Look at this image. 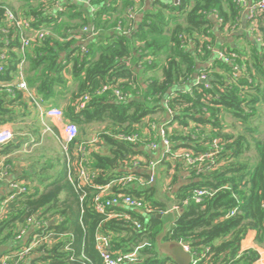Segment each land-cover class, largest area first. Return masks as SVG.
I'll return each instance as SVG.
<instances>
[{
	"label": "trees",
	"instance_id": "obj_1",
	"mask_svg": "<svg viewBox=\"0 0 264 264\" xmlns=\"http://www.w3.org/2000/svg\"><path fill=\"white\" fill-rule=\"evenodd\" d=\"M19 1L21 12L0 1V51L6 55L0 80L18 76L22 38L29 37L23 68L28 86L47 103H66L65 117L78 125V135L68 153L63 150L57 162L44 163L35 172L43 190L21 182L27 192L0 202V246L9 247L3 254L23 247L18 239L23 229L39 230L31 224L36 217L44 223L40 229L55 234L52 245L45 243L33 252L31 264H102L98 236L108 237L114 255L138 248L136 261L125 264H174L155 251L163 223L159 214L168 212L167 204L155 197V184L141 183L153 160L145 144L158 147L167 138L171 146L159 159L160 176L173 170L171 194L182 212L166 238L185 242L195 264H260L264 136H258L261 130L251 122L261 118L264 106V14L246 18L254 41L241 34L240 43L232 45L224 34L236 38L241 25L244 8L237 0ZM9 10L12 21L7 20ZM43 28L49 33L40 39L35 33ZM202 74L206 80L197 81ZM32 102L16 86L11 92L0 89V124L32 119L31 125L16 128L18 141L0 147V155L20 150L27 141L24 134L40 140ZM227 116L237 120L241 131L229 130L234 124L227 123ZM89 124L102 127L93 143L84 137ZM129 135L136 139L123 137ZM181 149H191L194 157H212L189 164L175 157ZM135 160L138 166L132 164ZM81 161L92 177L83 185V200L76 174ZM47 167L58 170L50 176ZM181 170L189 173L182 183ZM124 175L139 178L125 187L114 186L105 197L119 198L120 203L99 212L97 186ZM199 189L206 193L196 201ZM125 195L141 200L142 207L124 205ZM251 234L255 243L247 245Z\"/></svg>",
	"mask_w": 264,
	"mask_h": 264
},
{
	"label": "built area",
	"instance_id": "obj_2",
	"mask_svg": "<svg viewBox=\"0 0 264 264\" xmlns=\"http://www.w3.org/2000/svg\"><path fill=\"white\" fill-rule=\"evenodd\" d=\"M81 1V0H79ZM239 4H241L243 7H247L249 17L256 18L258 15L264 13V0H253L249 4V0H237ZM60 5V4H59ZM7 20H14L15 16L13 13L9 10L6 12ZM17 24L21 25L23 27H29L28 23H22L21 21L17 20ZM87 27L84 28L85 31H87ZM49 33L46 29H39L36 31L35 35H37L38 38L43 39L47 34ZM30 38L29 37H23L22 38V54L23 59L19 64V74L13 81H8L4 83L3 87H5L8 91L11 92L12 88L14 86L17 87L18 90L23 91L27 93V95L32 98L33 102L41 108L40 115L49 117V118H56L59 120H62L61 122V144L63 150L68 153L69 145L74 141V139L78 135V125L74 122H71L69 120H65V112L62 108L57 107L55 105L49 104L45 108H42L43 100L37 98L34 93L31 91V89L28 86V83L25 78V74L23 71L24 66L26 65V58H25V51L26 47L30 44ZM220 56L223 58L228 59L222 52H219ZM6 58V55L3 51H0V72L4 70V60ZM206 75L202 74L198 76L197 81H203L206 80ZM108 87L104 86L103 90H107ZM116 95L119 99L123 98L122 93L119 90H116ZM88 97H86L81 104L78 106V109H81L84 107ZM171 114V111H169ZM160 132L164 137V131L162 128H160ZM127 140H135V135H129V136H123ZM15 139V133L11 128H3L0 129V147L8 144L12 140ZM162 142L166 146V150H170V141L167 138H163ZM152 148H157L156 144H152ZM176 157L184 158L189 164H194L196 161L204 160L205 158H211L212 154H205L200 157H194L191 149H181L176 153ZM133 165L138 166L139 160H135L132 162ZM158 164V161H151L149 164V171L148 176L146 179L141 180V183L143 184H151L154 185L156 182L157 174H156V165ZM9 165L6 164L4 161L0 162V182L3 181L7 176L9 172ZM78 179L80 180V183L78 185V188L81 190L82 194V200L85 197L86 193L84 192L83 185H88L92 181V177L88 171V168L86 165L83 164L81 161L79 163V169L77 171ZM70 176H72V172L70 171ZM139 177L134 175H124L120 179L111 180L107 184L99 185L97 186V189L99 192L95 195L94 201H95V207L99 212H105L107 206L119 204V198H108L105 197L114 186L119 185L121 187L127 186L130 182L137 180ZM13 189L14 192L10 195V197L3 202V204L7 203L11 199H13L18 193L27 192L26 187L19 182H13ZM206 190H196L194 193V200L200 201L202 199V196L205 195ZM122 203L130 208H141L143 203L141 200L133 198L130 195H125L122 197ZM175 210H179V207L176 206L174 208ZM0 211H3L1 209ZM235 211H231L229 215H233ZM2 212H0L1 217ZM31 224L34 227L38 228V231L31 232L30 230L23 229L20 234L18 235V239L22 240L23 247L17 250H11L8 254H3L0 257V264H25V262L28 260V258L33 254V252L40 248L43 244L47 243L48 246L53 244V235L55 234L52 230H48L47 228H42L44 226V223H41L35 218L32 219ZM108 237H102L98 236L97 242H96V248L99 253V256L102 260V264H125L126 262L132 263L136 261L137 259V249L133 251L132 253H124V254H118L114 255L112 251L109 248L108 243ZM186 249L189 250L188 246H186ZM192 264H195L193 262ZM264 264V262H262Z\"/></svg>",
	"mask_w": 264,
	"mask_h": 264
},
{
	"label": "crops",
	"instance_id": "obj_3",
	"mask_svg": "<svg viewBox=\"0 0 264 264\" xmlns=\"http://www.w3.org/2000/svg\"><path fill=\"white\" fill-rule=\"evenodd\" d=\"M0 1H4V0H0ZM252 1L253 0H249V4ZM243 8H244L243 9L244 12H243L242 22H241V25L239 26V28L237 29L236 38H235V39H237L236 43H238V44L240 43V39L237 38V37L240 36L241 34H244L247 37V39H249L250 41H252V40L254 41V38L251 35V31H250L249 27L247 26V22H246V18H247V16H249L248 10H247L246 6L243 7ZM89 10L91 11V9H89ZM140 19H141V14H138L136 16V20H140ZM262 26H264V24H262ZM233 35H235V34H233ZM91 38H93V36H91ZM228 39H226L228 42H231L232 40L234 42V40H235L234 38H231V37H229ZM86 43H88V41L82 42V45H86ZM262 45H264V43H262ZM6 82H8V81L0 80V89L3 88V85ZM49 104L50 103H47V102L43 101V103H42L43 107L42 108H45ZM58 106L60 108L64 109L65 106H66V103L63 102V103L59 104ZM36 108L38 110V117H39V120H38L37 124L39 125V127L42 130V143L41 144H44V146H45V147H42V148H43L45 153L48 152L47 151V149H48L50 151V154H48V156L42 155V153L39 154V156H40V158H39L40 159V165H39V167L33 168L34 166H32L28 162L27 159H24L23 155H24V152H26V150L28 149L27 147L28 146L30 147V145H29L30 141L31 142L34 141L35 138L32 137L31 135H29L28 133L27 134L23 133L27 141L23 144V146L21 147L20 150L12 152L9 155H4V156L0 155V162L4 161L6 163V162H8V160L12 162V163L8 162L9 163L8 164L9 165L8 166L9 167L8 176L3 181L0 182V202H2V203L4 201H6L10 197V195L14 192V189H13L12 185H13V182H16V181L19 182V183L22 182L23 184L26 183L28 185L37 186V188H39L40 190H43L44 186L40 183L39 178L35 174V172H40L39 169H41L42 164L45 163L46 161H48L50 158H52V155L54 153L56 155V154L60 153V151H59L60 149L63 150L62 144H61V129H62L61 122H63V121L59 120V119H56V118H49V117L41 116L40 115L41 108H39L37 105H36ZM169 116H170V113L167 114L166 116L164 115L162 117V121L163 122L167 121L169 119ZM65 120H67V119L65 118ZM31 123H32V119L28 118V117H25V120L21 121L20 124L17 123V122L0 124V129L11 128L13 131H16V128L18 126L21 127L22 125H26V124L31 125ZM97 127H98V124L85 125V135H84V137L88 141H90L92 143H93V141L96 140V135H97V132H98L96 130ZM20 134H22V133H20ZM43 136L45 138L44 141H43V139H44ZM39 141L40 140H37V142H39ZM91 145H93V144H91ZM145 149L150 151L149 154L153 158V160H151V161H158V165H161V163H159L160 162L159 159L167 151L166 150V146L164 145V143L161 142V144L157 148H152L155 151H151L149 147H145ZM43 160H45V161L43 162ZM46 165L48 166L49 164H46ZM36 168H38V169H36ZM155 169H156L157 176H159L160 175V171L157 168H155ZM57 170L58 169L54 167V168H48L45 172L49 173L50 176H51L52 174H56ZM161 170H162V167H161ZM148 171H149V168H148ZM171 173H173V170L171 171ZM179 174H180V182L181 183H182V180H185V178L189 175V173L187 171H183V170H181L179 172ZM165 178L167 179L168 176L165 177ZM155 184H156V182H155ZM170 192L167 191V194L164 195V198L166 200V204H167V207H168V212L166 214L162 215L161 219L163 221H165L167 219L171 220L172 218H174V216L178 212V210L174 209L176 207V205L174 204V199L172 198V194ZM161 201H163V200H161ZM173 212H175V213L173 214ZM248 240L249 241H248L247 245L255 243L252 234L250 235ZM35 257H36V255H31L28 258V260L25 262V264H31L32 261L35 260ZM262 262H264V253H263V256H262V258L260 260V264H262Z\"/></svg>",
	"mask_w": 264,
	"mask_h": 264
},
{
	"label": "rangeland",
	"instance_id": "obj_4",
	"mask_svg": "<svg viewBox=\"0 0 264 264\" xmlns=\"http://www.w3.org/2000/svg\"><path fill=\"white\" fill-rule=\"evenodd\" d=\"M66 1H68V0H59V4H63V3H65ZM4 2H6L7 4H10V5H12V6H14V8L15 9H17V11L18 12H21L22 11V3L19 1V0H4ZM93 36V35H92ZM224 36H225V38H229V37H231V38H234V35L232 34V33H225L224 34ZM235 39V38H234ZM229 40V39H228ZM237 39H235L234 40V42H233V40L231 41V43H232V45H236L237 43ZM223 59L224 60H228V59H226V58H224L223 57ZM261 115L263 116H261V118H256V119H254L253 118V120H252V122H251V124L253 125V126H259V129L261 130L259 133H258V136H260V137H263L264 136V106H263V108H262V110H261ZM226 121H227V123L228 124H234V125H231L230 127H229V130H231V131H233L234 130V128L236 129V132L238 131V130H240V125L237 123V120L236 119H234V118H232V117H230V116H227L226 117ZM102 129V127H101V125H99L98 124V127L96 128V130L99 132L100 130ZM241 131V130H240ZM43 138H44V136H43ZM45 140V138L43 139V141ZM42 143V136H41V138H40V141L39 142H37V140L35 139L34 141H30V143H29V145H30V147L28 146L26 149V152H24V159H27L28 160V162L32 165V166H34L33 168H35V167H39V165H40V156H39V154H41L42 153V155H46V156H48V154H50V151L47 149V153H45L44 152V150H43V148L42 147H45L44 146V144H41ZM147 147H152V143L151 144H145ZM60 152H62L63 150H59ZM57 154L55 155V153L52 155V158H50L48 161H46L45 163H50V162H52V161H54V162H57ZM253 156V150L250 152V157H252ZM176 157V156H175ZM178 158V157H177ZM52 159V160H51ZM26 160V161H27ZM46 160V159H45ZM45 160H43V162L45 161ZM44 164V163H43ZM48 166H50V165H48ZM156 168L161 172V167H160V165H156ZM164 168H165V166H164ZM168 171V170H167ZM170 174H171V172L169 173V171L168 172H166L165 173V176L167 177L168 176V178L166 179L165 177H164V175L163 174H161V176L159 175V177L157 178V182H156V191H155V197L158 199V200H163L162 202H164V203H166V200H165V198H164V195L165 194H167V191L168 192H170L171 191V188H170ZM170 189V190H169ZM171 193V192H170ZM171 195V194H170ZM168 218V217H167Z\"/></svg>",
	"mask_w": 264,
	"mask_h": 264
},
{
	"label": "water",
	"instance_id": "obj_5",
	"mask_svg": "<svg viewBox=\"0 0 264 264\" xmlns=\"http://www.w3.org/2000/svg\"><path fill=\"white\" fill-rule=\"evenodd\" d=\"M13 141L17 142L18 138H15ZM181 212L182 209H179L176 215ZM174 213L175 212H173V214ZM175 216L171 220L167 219L163 221L162 228L155 238V251L161 258L170 259L174 264H192L194 262V256L186 249V243L176 239L166 238L171 229V224L175 221ZM159 217L161 218L162 214H159ZM8 249L9 247L7 245H1L0 257Z\"/></svg>",
	"mask_w": 264,
	"mask_h": 264
}]
</instances>
